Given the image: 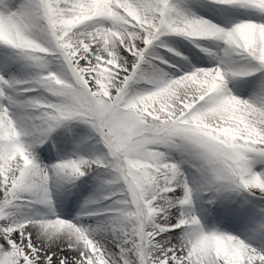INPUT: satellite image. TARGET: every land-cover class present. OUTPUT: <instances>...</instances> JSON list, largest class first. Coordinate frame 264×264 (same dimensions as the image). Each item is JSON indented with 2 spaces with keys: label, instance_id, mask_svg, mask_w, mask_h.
<instances>
[{
  "label": "snow or ice",
  "instance_id": "obj_1",
  "mask_svg": "<svg viewBox=\"0 0 264 264\" xmlns=\"http://www.w3.org/2000/svg\"><path fill=\"white\" fill-rule=\"evenodd\" d=\"M0 264H264V0H0Z\"/></svg>",
  "mask_w": 264,
  "mask_h": 264
}]
</instances>
